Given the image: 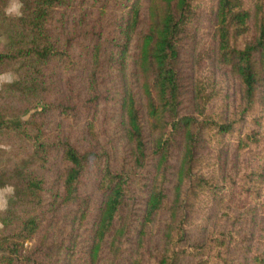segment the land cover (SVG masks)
<instances>
[{"label": "trees", "instance_id": "16d2710c", "mask_svg": "<svg viewBox=\"0 0 264 264\" xmlns=\"http://www.w3.org/2000/svg\"><path fill=\"white\" fill-rule=\"evenodd\" d=\"M9 2L0 264H264V0Z\"/></svg>", "mask_w": 264, "mask_h": 264}, {"label": "rangeland", "instance_id": "374dc122", "mask_svg": "<svg viewBox=\"0 0 264 264\" xmlns=\"http://www.w3.org/2000/svg\"><path fill=\"white\" fill-rule=\"evenodd\" d=\"M14 0H10L9 2V5H8V9L11 7V5L13 4ZM5 26L3 25H0V42H3L6 40V33H5ZM16 67L17 65H15V67L7 72V73H4V74H1L0 76H6V75H10L11 76V79L12 81L13 80H16L17 78V74H16ZM127 74L132 77V78H135V74L133 72V69L132 67L130 66V69L127 67ZM133 75H132V74ZM2 82H6V81H0V84ZM13 200H14V192H13V189L11 186L9 185H5L4 187L0 188V210L6 208L8 205L10 204H13Z\"/></svg>", "mask_w": 264, "mask_h": 264}, {"label": "clouds", "instance_id": "9594fccd", "mask_svg": "<svg viewBox=\"0 0 264 264\" xmlns=\"http://www.w3.org/2000/svg\"><path fill=\"white\" fill-rule=\"evenodd\" d=\"M23 7L22 4H20L18 2V0H14L13 4L11 5V7L9 9H6V14H9L11 12H15L17 15H21V13L19 12V9ZM0 81H6L8 83L12 82L11 76L10 75H6V76H0Z\"/></svg>", "mask_w": 264, "mask_h": 264}]
</instances>
